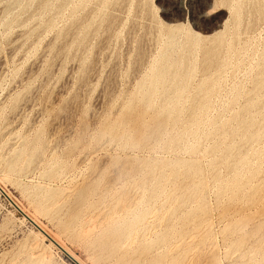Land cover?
I'll use <instances>...</instances> for the list:
<instances>
[{"label":"rangeland","instance_id":"374dc122","mask_svg":"<svg viewBox=\"0 0 264 264\" xmlns=\"http://www.w3.org/2000/svg\"><path fill=\"white\" fill-rule=\"evenodd\" d=\"M259 5L0 0L2 188L85 264H264ZM217 37L219 62L205 69ZM181 61L182 77L145 101L155 71ZM2 188L0 264H11L38 230ZM107 229L119 232L118 251L98 242ZM49 247L45 264H77Z\"/></svg>","mask_w":264,"mask_h":264},{"label":"bare ground","instance_id":"6f19581e","mask_svg":"<svg viewBox=\"0 0 264 264\" xmlns=\"http://www.w3.org/2000/svg\"><path fill=\"white\" fill-rule=\"evenodd\" d=\"M225 1H230V0H225ZM259 3H260V5L258 6V12L259 13H264V0H259ZM74 5V4H73ZM232 5V4H231ZM236 5V4H235ZM238 7V6H237ZM113 14V13H112ZM240 14H238V16H239ZM109 18V17H108ZM159 23V22H158ZM134 24V23H133ZM179 25V24H178ZM133 27V26H132ZM135 27V26H134ZM180 27V26H179ZM181 27H183V26H181ZM56 29H57V27H56ZM184 29V28H183ZM179 33H182V31L180 32L179 31ZM178 33V34H179ZM183 35V34H182ZM170 36V35H169ZM173 36V35H172ZM182 37H184V35L182 36ZM168 38V37H167ZM178 38V37H177ZM9 40V39H8ZM193 40V39H192ZM227 40V39H226ZM178 41V40H177ZM200 41V40H199ZM175 43V42H174ZM177 43V42H176ZM171 44V43H170ZM189 44V43H188ZM196 44V43H195ZM177 45V44H176ZM184 45H187V44H184ZM197 45V44H196ZM221 45H222V38L221 37H217V38H215L214 39V41L212 42V44H210V45H207V46H204V48H203V65H204V67H205V69L206 68H209L210 69V67L211 66H213V65H215V64H217V62H219L218 61V57H219V53H220V48H221ZM188 46V45H187ZM186 46V47H187ZM193 46H194V44H193ZM225 46V45H224ZM227 46V45H226ZM189 47H191V46H189ZM195 47V46H194ZM166 48V47H165ZM164 48V51L166 50V49H168V48H166L165 49ZM171 48V47H170ZM175 48V47H174ZM196 48V47H195ZM177 49H178V47H177ZM185 49V48H184ZM191 49V48H190ZM194 49V48H193ZM198 49V48H197ZM182 50V49H181ZM168 51H171V50H168ZM167 51V52H168ZM175 51H176V49H175ZM174 52V51H173ZM182 53H183V51H181ZM190 52V51H189ZM45 54V53H44ZM168 55H169V53H168ZM167 55V56H168ZM161 56H163L162 54H161ZM164 57V56H163ZM182 57H183V54H182ZM181 57V58H182ZM223 57V56H222ZM62 59V58H61ZM164 59V58H163ZM168 59V58H167ZM170 59V58H169ZM183 59V58H182ZM40 60V59H39ZM171 60V59H170ZM169 60V61H170ZM2 61V60H1ZM173 61V60H172ZM176 61V60H175ZM40 62V61H39ZM3 63V62H2ZM155 63V62H154ZM164 63V62H163ZM172 64H173V62H171ZM177 63H178V61H177ZM1 64V63H0ZM37 64V63H36ZM59 64V63H58ZM161 64H162V62H161ZM1 66H2V64H1ZM177 66H181V69L182 70H177ZM215 67V66H214ZM217 68V67H216ZM6 69V68H5ZM4 69V70H5ZM34 69V68H33ZM187 69H188V67L185 65V63L183 62V61H181V62H179V65L178 64H175V65H173L172 67L171 66H167V65H165V64H163V65H161L156 71H155V73H154V75L152 76V86H151V88L143 95V98H144V100L145 101H149L150 100V98H151V96H152V94H153V92H154V90H155V87L157 86V85H160L161 83L163 84L164 82H165V80L166 79H171V80H179V78H181L182 76V74L185 72V71H187ZM89 71V70H88ZM205 72V71H204ZM28 73V72H27ZM81 75V74H80ZM151 75V74H150ZM188 75V74H187ZM206 75H207V73H206ZM205 75V76H206ZM144 79H146V78H144ZM181 80V79H180ZM183 80H184V78H183ZM18 81V80H17ZM146 81V80H145ZM186 81V80H185ZM144 82V81H143ZM173 82V81H172ZM184 82V81H183ZM19 83V82H18ZM214 83V82H213ZM213 83L212 82H210V81H206V83H205V85H204V95H205V97L207 98L208 96H210V92L211 91H213L212 89V87H213ZM16 84V83H15ZM146 84H147V82H146ZM257 84L259 85V86H264V78H262V79H260L259 80V82H257ZM171 85H172V83H171ZM214 85H216V83L214 84ZM167 86H168V84H167ZM158 87H160V86H158ZM157 87V88H158ZM169 87H170V85H169ZM172 87V86H171ZM144 88H146V86L144 87ZM161 89V88H160ZM14 90V89H13ZM144 90V89H143ZM139 91H141L140 89H139ZM158 92H159V90H158ZM171 92V91H170ZM169 92V93H170ZM174 92V91H173ZM173 92H172V95H173ZM161 93V92H160ZM159 93V94H160ZM29 95V94H28ZM169 95V94H168ZM171 95V94H170ZM139 96V95H138ZM157 96V95H156ZM212 96V95H211ZM140 97V96H139ZM141 98V97H140ZM164 99V98H163ZM137 100V99H136ZM205 100V99H204ZM153 101V100H152ZM132 102H133V100H132ZM137 102H138V100H137ZM207 104V103H206ZM135 106V105H134ZM171 107V106H170ZM204 108H205V106H204ZM133 105H131V106H129L128 108H127V110H126V112H125V114H124V116L122 117V119H121V121H124V122H126L127 120H129L130 118H131V116L133 115V113H134V111H133ZM201 111V110H200ZM199 111V112H200ZM15 112V111H14ZM18 112V111H17ZM138 112V111H137ZM173 112V111H172ZM191 114V113H190ZM197 114V113H196ZM136 115H137V113H136ZM168 116H170V114H169V111L167 110V109H163L162 111H160V116H159V124L160 125H162L166 120H167V118H168ZM172 116V115H171ZM138 117H139V115H138ZM239 118V117H238ZM135 120V119H134ZM134 120L132 121L133 123H134ZM217 120V119H216ZM168 121V120H167ZM111 122V121H110ZM204 123V122H203ZM206 123V122H205ZM57 124V123H56ZM140 124H143V122H141ZM145 124V123H144ZM247 124H248V122H247ZM139 125V124H138ZM164 125V124H163ZM117 126H118V124L117 123H114V124H112L111 123V125H108L106 128H105V130H106V132H109V133H114L115 132V130L117 129ZM132 126H133V124H132ZM244 127V126H243ZM242 127V128H243ZM104 128V127H103ZM123 128H125V127H123ZM132 129V128H131ZM136 129V128H135ZM143 129V128H142ZM142 129H141V131H142ZM118 131H120V130H118ZM165 132V131H164ZM185 132V131H184ZM120 133H121V131H120ZM258 136V135H257ZM129 137H130V134H129ZM106 140V139H105ZM133 140V139H132ZM134 141V140H133ZM106 142V141H105ZM232 144V143H231ZM101 146V145H100ZM98 148V147H97ZM96 148V149H97ZM3 153V152H2ZM126 158V157H125ZM134 158V157H133ZM132 158V159H133ZM33 159V158H32ZM39 159V158H38ZM100 160V159H99ZM107 161V160H106ZM6 165V164H5ZM9 166V165H8ZM36 166V165H35ZM11 167V166H10ZM95 167V166H94ZM9 168V167H8ZM192 168H194V171L195 170H197L198 171V169H197V167L196 166H193ZM154 171V170H153ZM164 171H166V170H164ZM197 171H195V172H197ZM234 172V171H233ZM91 173V172H90ZM5 175V177H6V174H4ZM178 175V174H177ZM8 176V175H7ZM151 176V175H150ZM5 177H0V183H2V181L4 182V178ZM84 178V177H83ZM149 178V177H148ZM131 179V178H130ZM147 179V178H146ZM145 179V180H146ZM151 179V178H150ZM146 183V182H145ZM4 185V184H3ZM130 186V185H129ZM139 186V185H138ZM145 186V185H144ZM0 187L2 188V186L0 185ZM36 187V186H35ZM34 187V188H35ZM43 187V186H42ZM42 187H41V189H42ZM46 187V186H45ZM141 187V186H140ZM37 188H40V187H38L37 186ZM47 188V187H46ZM45 188V189H46ZM136 188V187H135ZM139 188V187H138ZM143 189H144V187H142ZM2 190L4 191V193L8 196V198L9 199H11L12 200V202H13V204L16 206V207H18L19 209L18 210H20V212L23 214V216H24V220L26 219V220H28L29 222H31L34 226H36V228H37V230H38V232H36V233H34L33 234V239L35 240V241H33V243H32V241H31V244L30 245H28V246H25V244H27L26 242H24L23 244H24V246L25 247H27V248H25L24 247V251L21 253L20 252V255H19V257H18V259H12L11 260V264H45L46 262L47 263H49V254L47 253V249L48 248H50L49 246H54L55 248H58V249H60V250H64L65 252H67L68 254H69V256H70V258L75 262V263H77V264H85L83 261H81V260H79V258H77V256H75L68 248H67V246H65L63 243H61L58 239H59V237H58V239L55 237V236H53L44 226H42L39 222H38V220L37 219H35L33 216H31V214H29L28 212H26L16 201H14L13 199H12V197H11V195L9 194V192H7L4 188H2ZM39 190V189H38ZM38 190H35V193L36 192H38ZM138 190V189H137ZM40 191V190H39ZM124 191V190H123ZM143 191V190H142ZM1 192V191H0ZM34 192V191H33ZM50 192V191H49ZM63 193H65L64 191H63ZM86 193H87V191H86ZM38 194V193H37ZM36 194V195H37ZM65 195V194H64ZM40 196V195H39ZM63 196V195H62ZM139 196V195H138ZM141 196V195H140ZM67 197V196H66ZM60 198H62V197H60ZM79 200H82V198H83V193L81 192L80 194H79ZM131 198V197H130ZM139 197H137V199H138ZM64 199V198H63ZM84 199V198H83ZM118 199V198H117ZM66 200V199H65ZM176 200V199H175ZM134 201H136V200H134ZM88 203V202H87ZM137 205V204H136ZM83 206V205H82ZM116 208V207H115ZM157 209V208H156ZM77 210V209H76ZM132 210V209H131ZM110 211V210H109ZM68 212H71V210L70 211H68ZM96 213V212H95ZM133 213V212H132ZM75 214V213H74ZM77 218H78V216H77ZM135 218V217H134ZM161 218H163V217H161ZM78 220V219H77ZM161 220V219H160ZM159 220V221H160ZM74 221V220H73ZM129 221V220H128ZM124 222V221H123ZM124 223H126V222H124ZM124 223H123V225H124ZM63 224V223H62ZM67 224H68V222H67ZM71 223H69V225H70ZM94 224V223H93ZM158 224H159V222H158ZM158 224H156L157 226H158ZM121 225V224H120ZM68 227V226H67ZM72 227H73V225H72ZM149 228V227H148ZM68 229V228H67ZM66 229V230H67ZM65 230V229H64ZM70 230V229H69ZM85 230V229H84ZM208 230V229H207ZM86 231V230H85ZM128 231V230H127ZM118 231H116V230H110V229H107L106 230V234L105 235H101L100 236V238L98 239V242H100V243H102V244H112V246H113V250H116V249H118V247H119V241L120 240H118V238H119V236H118ZM62 234V233H61ZM57 236V235H56ZM115 237L117 238V240H114L115 239ZM126 238V237H125ZM120 239V238H119ZM44 240L45 241H48L49 242V244L48 245H46V244H44L43 242H44ZM125 241V240H124ZM131 243V242H130ZM135 243V242H134ZM130 245V244H129ZM138 247V246H137ZM22 248V247H21ZM49 250V252H51L50 251V249H48ZM116 251H118V250H116ZM128 251V250H127ZM109 252V251H108ZM107 253V252H106ZM113 253V252H112ZM18 254H19V252H18ZM48 254V255H47ZM18 256V255H17ZM16 256V257H17ZM14 258V257H13ZM51 258V257H50ZM52 259V258H51ZM139 261V260H138ZM151 261V260H150ZM50 262H52V261H50ZM8 263V262H7ZM51 264H53V262L51 263Z\"/></svg>","mask_w":264,"mask_h":264},{"label":"water","instance_id":"95a60500","mask_svg":"<svg viewBox=\"0 0 264 264\" xmlns=\"http://www.w3.org/2000/svg\"><path fill=\"white\" fill-rule=\"evenodd\" d=\"M63 252H65L64 250H62ZM68 256H69V254L67 253V252H65Z\"/></svg>","mask_w":264,"mask_h":264}]
</instances>
